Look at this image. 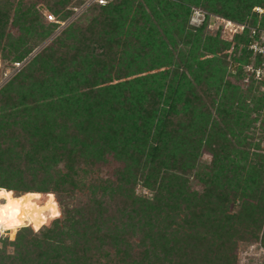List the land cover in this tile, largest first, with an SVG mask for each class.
<instances>
[{"label": "trees", "instance_id": "16d2710c", "mask_svg": "<svg viewBox=\"0 0 264 264\" xmlns=\"http://www.w3.org/2000/svg\"><path fill=\"white\" fill-rule=\"evenodd\" d=\"M1 1L0 44L5 36L12 38V34L7 32L11 6H5ZM72 1L55 0V13L63 19L68 17L72 6L78 2ZM238 6L237 14H227L228 20L261 26L257 24V10L254 8L263 9L262 6H257L256 2L248 5L238 3ZM33 7L32 0L20 2L17 8L20 27L42 36L41 14ZM252 9L256 13L254 20L247 17ZM89 10L98 11L89 24L76 25V29L64 31L37 55L38 62H53L47 67H50L52 79L57 77L59 80V89L62 88L54 97L47 91L53 87L47 86L42 81L44 75L39 74L41 78L35 81L38 88L31 87L32 90L27 92L30 109L43 110L46 106L52 110L57 105L63 107V104L69 107L68 102L71 101H76L74 107H77L82 99L80 95H83L90 103L86 111L93 113L87 119L83 118L89 133L85 137L86 143L90 144L89 139H94L95 132L91 131L97 128V140L102 141L103 152L112 153L117 158L129 157V160L137 155L138 160L144 158L148 170L142 168L140 171L139 168L134 174L129 173L131 165L126 160L119 180H109L111 183L108 185L98 178L94 180L96 183L89 185L87 200L77 202L63 226L59 225L70 208L55 194L72 197L64 184L70 181L72 172L62 175L58 171L60 179L53 174L61 157L54 150L58 149L63 135L61 132L37 134L32 129L26 130L30 121L25 115L20 123L24 132L19 133L15 128L18 126L17 111L15 108L11 112L7 110V102L12 100V96L7 92L9 85L6 86L0 92V178L2 171L6 172L8 181L0 180V198H4L0 209H4L5 203L11 209L17 197L23 204L25 219L22 218L10 233L11 240L0 236L14 246L13 252H0V264H239L235 252L229 251L226 244L227 247H236L239 235L244 234L239 231V223L235 219L238 220L245 210L244 215L251 218V226L255 228L248 230L249 239L255 241L256 235L259 236L257 231L264 223V184L260 172L263 164H259L261 168L257 170L253 168L254 179L249 187L244 188L245 194L230 192L233 201L240 203L244 198L251 201L245 205L241 203L235 213H230L224 201L221 205L216 201L223 200L224 191H230V177L245 176L231 163L232 156L245 154L246 150L242 148L253 145V136L244 134V130L251 128L258 118L251 117L252 113L263 115L264 92L260 89L264 91V84L252 78L247 82L250 92L243 94L241 87L224 79L226 56L211 58L208 66L200 62L198 50L203 40L192 30L186 31L189 6L177 4L174 0H112L108 5H94ZM151 11L152 17L160 20L164 16L174 21L178 19V39L171 36L169 40H160L150 35L154 28ZM26 23L29 26L24 25ZM197 30L201 31V28ZM50 32L47 30L45 33L48 35ZM123 32H129L128 35L139 33L143 47L138 42L127 40L128 37L122 40ZM234 38L236 49L243 45L246 53L245 58L242 56L235 60L239 64L243 61V66H238L236 71L243 81L248 76L246 66L252 59L249 49L251 31L246 29ZM97 44L106 48L100 55L95 53ZM205 44L204 48L207 47ZM178 45L188 48L185 51ZM120 47L122 50H116ZM69 50L72 52L68 56ZM84 64L94 68H86ZM201 72L204 73L203 78ZM27 75L34 77L31 70L24 77ZM96 77L100 82L94 83ZM113 77L119 81L113 82ZM202 83L206 88L204 96L198 93ZM19 85L22 88L27 82L21 79ZM228 88L231 91L227 97ZM220 91L217 111L222 120L218 122L211 118L212 111L204 101L208 98L210 106L216 104V96L212 93L217 95ZM253 91L256 94H252ZM257 92L262 94L257 95ZM249 95H252V107L247 102ZM94 112L103 123L106 119L113 123L108 131L102 132L98 128L100 122H94L98 119ZM122 118L127 119V123L123 122L122 128L114 129L113 126ZM233 124L240 127L238 132L232 128ZM215 131L217 133L213 135ZM16 133L24 138L17 149L5 140L8 135ZM72 134L77 135L76 132ZM230 134L234 136L235 144L230 140ZM204 136L207 137L208 149L213 153L211 181L220 180L216 182L220 186L212 187L213 192L208 189V197L202 204L206 219L199 222L195 218L200 215L192 207L183 206V199L188 180L186 175L197 168ZM42 141L46 145L43 149L39 146ZM24 145H32L33 148L25 151ZM49 148H52L51 155ZM66 152L68 155L73 149ZM45 154L41 161L40 155ZM130 174L135 178L131 180ZM26 175L33 176L31 181L22 182L23 188L16 185ZM136 179L154 193L150 197L136 195ZM225 181L229 183L225 185ZM16 189L22 192L17 193ZM40 192L47 193L43 203L40 202ZM49 218L53 219L54 228L42 226ZM32 225L38 230L29 227ZM224 234H227L228 242L216 244L213 239Z\"/></svg>", "mask_w": 264, "mask_h": 264}, {"label": "rangeland", "instance_id": "374dc122", "mask_svg": "<svg viewBox=\"0 0 264 264\" xmlns=\"http://www.w3.org/2000/svg\"><path fill=\"white\" fill-rule=\"evenodd\" d=\"M28 1V0H2V4L5 6H11L10 10V20H9V26L7 29V32L12 34V38H6L2 40V43L0 44V92L4 91L6 86L9 96H12V100L7 102V110L9 109L11 112L12 108H15V111H17V123L18 126L15 128L19 130V133L24 132L22 129L23 127H20V123L23 122L24 116L28 117L29 127L26 128V130L32 129L34 132H37V134H44V133H50L54 132L55 134L62 133L63 140L61 141V144L58 145V149H55V153L59 152V158L60 162L56 166V176H58V179H60L59 174L57 173L60 171V174L65 175L68 172H72L70 181L67 183L64 182L67 191H69V194L72 195V197L67 195H56L55 197L59 200H62L64 204L70 208L69 212L64 214L62 216V222L59 224L63 226L64 221L68 216H70L71 213H73V207L77 202L80 201H86L87 200V193L89 190V185L93 182L96 183L94 180L98 181L102 180L105 181L103 183L104 185H108L111 183V181L119 180V177H121V173L124 171L126 160L130 162L129 165H131V171L129 173H135L136 169L140 168V171L143 169L148 170V165L145 164L144 158L142 160H138L137 155H133L132 160H129V157L121 156L120 158L115 157L112 153L109 152H103L101 149V143L102 141L97 140V129L92 130L91 132L94 133V139H89L90 144H87L85 141V137L87 136L88 129H85L86 124L83 122V118H88L90 115V112L88 113L86 110L87 107L90 105L88 101L85 100V97L83 95L81 96L80 102L77 104V107H74V102L71 101L69 107H67V104H63V107L58 106L54 109L50 110L46 106H43V110H33L30 109L31 105L29 104L30 99H28L27 92L31 91V87H37L35 84V81H37V78H41L39 74H43L44 78H42V81L49 86L53 88H47V91L50 94H53L55 97V94H58L61 90L59 89L60 83L59 80H57V77L52 79L51 76L52 73L49 70L50 67H47L48 65L52 64L53 62L47 61H41L38 62L37 55L48 45H50L53 40L59 35H61L64 31H67L69 29H76L74 28L76 25L80 24H89L90 20L98 14V11H85L82 15H80L78 18H75L73 21H71L65 28H59L60 25L49 22L44 13L49 12L54 14L58 19H63L60 17L59 14L55 13L54 8V2L55 0H32L34 3L33 10H38L40 12V23L42 24V29H40V32H42V36H38L37 33L32 32L31 29L24 30L20 27L21 25V19L18 15L17 8L20 5V2ZM177 4H184V6L190 7V12L188 15V22L186 24V31L188 29L192 30V32L195 35H199L200 38L203 40V44L200 46L198 50V59H200V62H203V65L208 66V61L212 58H218V57H224L227 61L226 64V73H225V80H230L232 84H236L239 87H241V91L243 94H247L250 92V87L248 88V84L245 79L241 81L239 79V76H237L238 72V66H243L242 62L240 61V64L237 63L235 60L237 57H242L245 54L244 50L242 48L243 45H240L238 49H236V39L234 38L233 33L230 32V29L224 25V21L230 19V17L227 14L235 15L237 14V9H240L239 6L237 7L238 3L245 4L256 2L257 6H262L254 8V10H257V14L254 12V10H251V14L247 16L248 18H251L254 20L255 14L257 15V24L264 27V0H174ZM74 0L72 1V3ZM73 7V6H72ZM237 8V9H236ZM32 10V11H33ZM194 10H201L205 13L206 20L205 23H200L197 25H194L191 23V17L194 13ZM150 12V11H149ZM71 14L68 17H71ZM151 17L153 15L152 11L150 13ZM68 17H66L63 20H67ZM152 23L154 24V28L152 29L150 35L152 37H156L160 40H169L168 38L173 36L174 39H178L179 36V26L178 19H172L167 18L164 16L163 19H157L156 17H152ZM19 22V23H18ZM173 22V23H172ZM175 23V24H174ZM173 24V25H172ZM26 26H29L27 23L24 24ZM197 28H201L200 30H197ZM47 30H51L48 35L45 33ZM53 30V31H52ZM125 33L122 34V40H125V37L131 40L132 42H138V45L143 47L142 39L138 37L139 33ZM141 34V33H140ZM140 36V35H139ZM210 37V39H209ZM141 40V41H139ZM204 42L207 44V47L204 48ZM205 44V45H206ZM217 44V45H216ZM16 46H18V49H16ZM180 48L185 49V46L178 45ZM188 47L186 46V49ZM106 48L100 46L99 44L96 45V54H102ZM115 49V48H114ZM185 49V51H186ZM219 49V51H216ZM116 50H122V47L116 49ZM72 51H68V56L70 55ZM20 62L21 66H16V63ZM49 63V64H48ZM115 63V62H114ZM112 64V63H111ZM110 64V65H111ZM117 64V63H115ZM100 65V64H99ZM46 66V67H45ZM86 68H94L92 66H88L84 64ZM119 66V65H117ZM97 67V65L95 66ZM115 68V67H114ZM33 72V78H29L26 73ZM234 71L233 74H231V71ZM43 72V73H40ZM236 72V73H235ZM46 73V75H45ZM201 78H203L204 73H200ZM236 75V76H235ZM247 77V76H246ZM21 79L27 82V85H24L19 87ZM115 81L118 82L119 80L116 79V77H113ZM100 82V79L96 77V81L94 83ZM35 84V85H34ZM34 85V86H33ZM39 86V85H38ZM38 88V87H37ZM84 89V88H83ZM205 83H202L199 87V95L204 96V90H205ZM231 88L227 90V97L230 95ZM6 91V90H5ZM261 92H264L262 89H260ZM225 92V91H224ZM258 93L257 95H261L262 93ZM222 92L220 91L219 94L212 93V96H216V104L210 106L208 103V98L204 101L206 105L211 109L212 111V119L214 121L222 120V115H220L217 111L218 103L220 100ZM225 94V93H224ZM252 94H256L255 91H253ZM7 96V95H6ZM4 97V96H3ZM249 100L247 101L248 104L252 107L253 103L252 95H249ZM214 102V101H213ZM67 107V108H66ZM20 111V112H19ZM30 111V113H29ZM210 111V112H211ZM263 115L259 116L256 113H252L251 117L256 118V121L253 123V126L249 129L244 130V134H248L249 136L252 135L253 138L251 139L253 145L251 148H248V146H245V148H242L243 150H246L245 154H235L232 156L233 161L231 162L233 165H236L238 170H241L243 175L242 177H230V191H224L222 193V199L223 200H217L216 204H223V201L225 204L228 205V210L230 213H235L237 210H239V206L241 203H246L248 201H251L248 198H243L239 201H233V199H230V192L232 194H239L242 193L245 194L246 190L244 188L248 187L252 184V180L254 179L252 175L255 174L254 170H257V168H261L259 164H263L262 169H260V172L262 173V184H264V108L261 110ZM29 113V114H28ZM88 114V115H87ZM94 116L98 118L96 121V124L98 128L102 132H106L109 130V128L113 124L112 122L108 121L107 119L104 121H100L99 116L94 112ZM22 121V122H21ZM123 122L127 123V119H120L117 124L113 126L114 129L122 128ZM85 124V125H84ZM222 126L223 123H220ZM230 124V122H229ZM234 125V124H233ZM110 126V127H109ZM235 132L239 131V128L237 126H232ZM76 132V136L72 133ZM216 131L213 133V135H216ZM36 134V133H35ZM72 134V135H71ZM90 136H88L89 138ZM206 136H204V140L202 142V149H201V155L200 159L197 164V168L193 170L190 174L186 175V178H188L186 182V192L184 194L183 199V206H187L188 208L192 207L194 211L197 212V214L200 215L199 218H195L197 221L200 222V220L206 219V213H202L203 210L202 204L206 201L208 197V189L210 188L211 191L212 187L220 186L218 183L220 180H213L211 181L212 173L210 172V167L212 166V160H213V153L210 151L207 147L206 142ZM214 139V137H213ZM6 143L10 144L11 147L13 146L15 149L20 148L21 142L24 140L21 134H15V135H8L6 137ZM33 140V139H32ZM230 140L232 143L235 144V138L234 136L230 134ZM38 145L40 143H37ZM43 144V145H41ZM39 145L41 149L45 148V142L42 141ZM233 144V145H234ZM25 146V151H29L33 148V146ZM62 147V148H61ZM256 147V148H254ZM72 148L73 152L67 155L66 150ZM75 148V151H74ZM48 150V149H47ZM78 150L79 152H76ZM46 153V149L44 151ZM257 153L258 155L253 156L252 153ZM48 153L51 155L52 148L48 150ZM78 153V154H77ZM48 154V155H49ZM77 154V155H76ZM46 157L45 155H40L39 159L41 161L44 160ZM124 158V159H121ZM24 159H27V157H24ZM24 163V162H23ZM253 166V167H252ZM233 170V169H232ZM237 171V170H236ZM133 174H130L129 178L132 180L135 178ZM22 179L21 182L16 183V185H21L22 182H30L31 178L33 176H28ZM221 177H223V174H221ZM235 180H234V179ZM0 180H3L5 182L8 181V175L6 172L3 173L2 171V177ZM137 180V179H136ZM212 184V182H214ZM218 182V183H216ZM225 185L229 183V181L223 182ZM64 184L61 186V188L64 186ZM103 184H101L103 186ZM99 185V184H98ZM100 185V186H101ZM217 185V186H216ZM54 186V185H53ZM255 188H257L256 184L254 185ZM23 188V187H22ZM260 190L262 189L259 188ZM217 190V189H216ZM238 190V193H237ZM244 190V191H243ZM135 194L139 196H148L150 197L152 193H154V190L149 189L148 187L144 186L142 184L141 180H137V184L134 188ZM17 193H21L20 189H16ZM42 194V199L40 200L41 203H43L44 199L46 198L47 193L40 192ZM24 194V193H23ZM215 193H213L214 195ZM217 194V192H216ZM247 194V193H246ZM264 194V193H263ZM215 196V195H214ZM245 197H247L245 195ZM16 198V197H15ZM3 197L0 198V203L3 202ZM231 200V201H230ZM245 205V204H244ZM4 210H6V213L10 212V206L8 203L4 204ZM244 209V207H243ZM243 211V210H241ZM245 211L242 212L240 217L235 219L239 231L244 232V234L239 235V239L236 241V247L233 248L226 244V248L231 249V251H234L237 257V261L239 260V264H263L264 263V223L262 224L261 228L257 231L259 236L256 235L255 241L249 239V233L248 230H254L255 228L251 226V221L249 218H247L244 214ZM49 215V212L46 213ZM40 216V215H39ZM25 219V218H23ZM23 219L17 221L12 225L11 228L5 227L2 232H0V236L7 237L8 240H11L12 231H14L17 224H19ZM235 223V224H236ZM235 225V226H237ZM23 226V225H22ZM20 226V227H22ZM26 226V225H24ZM42 226H45L46 228H54V221L52 218H49L45 224ZM34 231H37L38 229H35L34 226H29ZM8 228V229H7ZM19 228V227H18ZM203 228V227H202ZM201 228V229H202ZM231 232V230H230ZM223 237L217 236V238L213 239L216 244L218 242H228L227 240V234L222 235ZM231 236V234H230ZM257 239V240H256ZM231 241V239H229ZM152 247V246H150ZM217 247V246H215ZM214 247V248H215ZM14 246L6 243V240H2L0 238V252L5 254L7 252H13ZM202 249V248H201ZM212 252V251H211ZM238 261V262H239Z\"/></svg>", "mask_w": 264, "mask_h": 264}, {"label": "built area", "instance_id": "2783aa9c", "mask_svg": "<svg viewBox=\"0 0 264 264\" xmlns=\"http://www.w3.org/2000/svg\"><path fill=\"white\" fill-rule=\"evenodd\" d=\"M72 7L71 17L67 20L58 19L54 14L45 12L44 15L49 22L60 25L59 28H65L71 21L78 18L85 11L94 5L105 6L112 0H77ZM206 19L205 13L201 10H194L191 17V23L194 25L203 23ZM224 25L230 29L233 35L244 32L246 29L251 31L252 41L249 43V49L252 52L251 62L246 66L248 76L245 78L246 82L250 79H255L264 84V27L262 26H249L245 23H237L232 20H225ZM16 66H21L20 62L16 63Z\"/></svg>", "mask_w": 264, "mask_h": 264}, {"label": "bare ground", "instance_id": "6f19581e", "mask_svg": "<svg viewBox=\"0 0 264 264\" xmlns=\"http://www.w3.org/2000/svg\"><path fill=\"white\" fill-rule=\"evenodd\" d=\"M24 216L25 210L23 204L20 199L16 197L9 213H6L4 209H0V232H2L5 227L11 228L14 223L21 220Z\"/></svg>", "mask_w": 264, "mask_h": 264}, {"label": "snow or ice", "instance_id": "6c2138e0", "mask_svg": "<svg viewBox=\"0 0 264 264\" xmlns=\"http://www.w3.org/2000/svg\"><path fill=\"white\" fill-rule=\"evenodd\" d=\"M101 2H103V0H101Z\"/></svg>", "mask_w": 264, "mask_h": 264}]
</instances>
